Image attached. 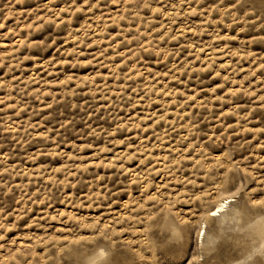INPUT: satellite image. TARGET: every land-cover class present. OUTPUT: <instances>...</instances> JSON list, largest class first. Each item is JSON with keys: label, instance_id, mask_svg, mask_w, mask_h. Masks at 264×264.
<instances>
[{"label": "rangeland", "instance_id": "1", "mask_svg": "<svg viewBox=\"0 0 264 264\" xmlns=\"http://www.w3.org/2000/svg\"><path fill=\"white\" fill-rule=\"evenodd\" d=\"M263 240L264 0H0V264H264Z\"/></svg>", "mask_w": 264, "mask_h": 264}, {"label": "bare ground", "instance_id": "2", "mask_svg": "<svg viewBox=\"0 0 264 264\" xmlns=\"http://www.w3.org/2000/svg\"><path fill=\"white\" fill-rule=\"evenodd\" d=\"M231 202L232 201L230 200L229 197L228 198L227 197H224V198L220 199V201L214 206V208L209 211L208 218H211V219H214V218L215 219L216 218L221 219L224 216L223 213H226V209L229 207V206H226V204H230ZM220 222H221V225L225 224L226 223L225 222V218H223ZM201 240H203V238H201Z\"/></svg>", "mask_w": 264, "mask_h": 264}]
</instances>
